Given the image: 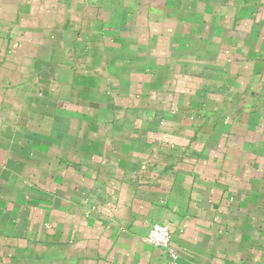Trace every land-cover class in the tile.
<instances>
[{"label": "crops", "instance_id": "crops-1", "mask_svg": "<svg viewBox=\"0 0 264 264\" xmlns=\"http://www.w3.org/2000/svg\"><path fill=\"white\" fill-rule=\"evenodd\" d=\"M264 264V0H0V264Z\"/></svg>", "mask_w": 264, "mask_h": 264}, {"label": "built area", "instance_id": "built-area-1", "mask_svg": "<svg viewBox=\"0 0 264 264\" xmlns=\"http://www.w3.org/2000/svg\"><path fill=\"white\" fill-rule=\"evenodd\" d=\"M171 239V229L168 224L163 222H153L145 236L146 242L167 253L171 259L170 264H174L177 261L178 255L172 248Z\"/></svg>", "mask_w": 264, "mask_h": 264}]
</instances>
